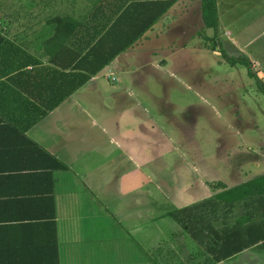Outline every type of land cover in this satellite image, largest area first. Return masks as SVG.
Returning <instances> with one entry per match:
<instances>
[{
  "label": "crops",
  "instance_id": "crops-1",
  "mask_svg": "<svg viewBox=\"0 0 264 264\" xmlns=\"http://www.w3.org/2000/svg\"><path fill=\"white\" fill-rule=\"evenodd\" d=\"M69 1L71 6L61 4L55 13L31 10L9 20L0 11V20H13L0 22V264H264V194L229 209L216 196L233 187H216L211 196L175 209L198 205L197 224L176 220L180 227L166 239L159 227L143 230V197L154 190L145 195L142 168L119 172L126 161L136 163V148L126 136L139 114L125 108L124 95L136 100L135 88L163 83L153 72L155 78L148 72L147 79L144 68L162 71L172 63V76L181 71L175 72L187 45L176 44L186 37V14L181 26L173 18L180 1L61 3ZM168 1L175 2L157 19ZM192 3L203 24L201 5ZM114 53L119 54L87 83L100 89L104 72L107 84L116 83L102 87L98 99L107 106L98 109L79 98L88 89H77L80 71L93 55ZM47 153L67 169H54ZM101 156L110 157L96 167Z\"/></svg>",
  "mask_w": 264,
  "mask_h": 264
},
{
  "label": "rangeland",
  "instance_id": "rangeland-1",
  "mask_svg": "<svg viewBox=\"0 0 264 264\" xmlns=\"http://www.w3.org/2000/svg\"><path fill=\"white\" fill-rule=\"evenodd\" d=\"M61 1L67 0H0V11L9 20L16 13H55L61 4H72ZM103 1L94 0L93 4ZM179 1L173 18L179 26L186 20V37H177L180 42L176 46L187 45L184 62L175 72L181 71L172 76V63L162 71L144 68L147 79L155 78V73L163 83L148 85L149 91L144 86L135 88L136 100L127 92L124 95L125 99L128 96L125 108H135L137 124H141H131L127 130L132 134L126 136L127 144L136 148L131 153L136 163L126 161L119 168L121 174L142 168L145 195L148 189L154 190L143 197V230L152 232L159 227L160 238L166 239L180 227L168 212L211 196L219 183L231 188L264 174V0H219L218 43L212 42L215 29L206 28L203 20L201 24L197 5L192 0ZM197 4L200 7L201 1ZM12 21L0 20L1 25ZM242 55L250 59V69L238 60ZM226 56L236 60L230 62ZM105 74L97 80L100 89L89 83L79 96L98 109L107 106L98 99L104 93L102 87L116 84H107ZM87 91L96 95L94 99L84 97ZM137 102L151 116L138 109ZM80 117L79 121H84L85 117ZM67 138L65 133L63 144ZM104 150L107 153V147ZM108 158L101 156L96 167ZM111 182L110 188L116 189L117 181Z\"/></svg>",
  "mask_w": 264,
  "mask_h": 264
},
{
  "label": "trees",
  "instance_id": "trees-1",
  "mask_svg": "<svg viewBox=\"0 0 264 264\" xmlns=\"http://www.w3.org/2000/svg\"><path fill=\"white\" fill-rule=\"evenodd\" d=\"M200 1H201V12H202L203 23H204L206 28L215 29L216 36L212 38L213 39L212 42L215 43L217 41V43H218V39H219L218 33H219L220 22H219L217 0H200ZM174 2L175 1H168L166 3L165 9L159 13L157 19L161 18L173 6ZM157 19L153 20L149 26H153V24L156 22ZM127 46H130V44ZM118 54L119 53H114L107 58H103V59L101 58L102 60L100 58H98L97 56L95 57L93 55L92 64L88 68L84 69L85 72L80 71V75H79L80 82L77 86V89L83 87L93 77L97 76L99 74V72L102 71L103 68H105V66H107ZM226 58L230 62H234L236 60L234 58L233 59L228 58L227 56H226ZM238 60H242L244 63H246L249 66V69H250L251 61L247 56L242 55L241 57H239ZM251 74L254 75L252 72H251ZM75 90H76V88L73 87V89L71 91H69L68 94H72V92L74 93ZM47 158L50 160L51 163L55 162L56 166L54 169H60V168L67 169L66 165H64L63 163L58 161L56 158H53L48 153H47ZM48 168L52 169V165L48 164ZM216 187H218V188L220 187L223 189L227 188L222 183L217 184ZM262 194H264V175L256 177L250 181H247L243 184L235 186L231 189H226L222 193L218 194L216 196V199L220 203H222L225 207H228L229 209H231L234 206H236L238 203H241V202H243L249 198L261 196ZM196 207H198V205L193 206V207L184 208V209L178 210V211H173L170 213V215L173 216L181 225L186 226L185 222H188V221H194L195 225H196L198 217H197V214L193 213V210ZM186 212L188 213V216H186ZM186 217H187V221H186ZM223 235H227V233L223 232ZM240 250H242V249H238V248L235 249L236 252H238ZM228 253L234 254V250L229 251ZM228 253H226L224 255L222 254V257H226Z\"/></svg>",
  "mask_w": 264,
  "mask_h": 264
},
{
  "label": "built area",
  "instance_id": "built-area-1",
  "mask_svg": "<svg viewBox=\"0 0 264 264\" xmlns=\"http://www.w3.org/2000/svg\"><path fill=\"white\" fill-rule=\"evenodd\" d=\"M113 80L115 81L116 79H115V78H113Z\"/></svg>",
  "mask_w": 264,
  "mask_h": 264
}]
</instances>
